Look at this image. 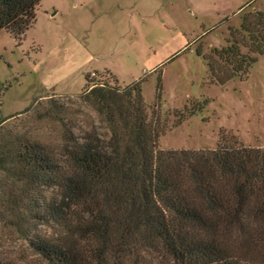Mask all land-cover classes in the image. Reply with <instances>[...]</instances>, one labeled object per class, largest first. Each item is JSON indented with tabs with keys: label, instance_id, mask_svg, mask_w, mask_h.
I'll list each match as a JSON object with an SVG mask.
<instances>
[{
	"label": "trees",
	"instance_id": "1",
	"mask_svg": "<svg viewBox=\"0 0 264 264\" xmlns=\"http://www.w3.org/2000/svg\"><path fill=\"white\" fill-rule=\"evenodd\" d=\"M41 1L0 0V32L20 43ZM240 30L207 60L219 79L242 77L251 54H264V14ZM85 83L79 98L99 126L74 138L65 126L57 145L0 143V222L28 253L0 264H140L147 254L159 264H264V147L229 137L213 150H162L166 125L138 85L97 74Z\"/></svg>",
	"mask_w": 264,
	"mask_h": 264
},
{
	"label": "rangeland",
	"instance_id": "2",
	"mask_svg": "<svg viewBox=\"0 0 264 264\" xmlns=\"http://www.w3.org/2000/svg\"><path fill=\"white\" fill-rule=\"evenodd\" d=\"M257 11L264 0H42L20 43L0 32V143L12 135L57 145L65 126L73 138L99 126L79 98L97 74L120 89L138 85L166 125L162 150H213L229 137L264 147V54L230 79L207 63L235 31L247 35L240 27ZM5 255L28 253L0 222ZM140 264L159 260L147 254Z\"/></svg>",
	"mask_w": 264,
	"mask_h": 264
}]
</instances>
